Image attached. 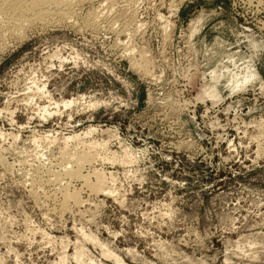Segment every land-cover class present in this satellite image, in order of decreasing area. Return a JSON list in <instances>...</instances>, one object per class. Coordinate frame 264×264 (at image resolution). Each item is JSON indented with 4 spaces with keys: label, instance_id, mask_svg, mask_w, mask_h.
Segmentation results:
<instances>
[{
    "label": "rangeland",
    "instance_id": "obj_1",
    "mask_svg": "<svg viewBox=\"0 0 264 264\" xmlns=\"http://www.w3.org/2000/svg\"><path fill=\"white\" fill-rule=\"evenodd\" d=\"M29 7L0 0V264H264V0Z\"/></svg>",
    "mask_w": 264,
    "mask_h": 264
},
{
    "label": "bare ground",
    "instance_id": "obj_2",
    "mask_svg": "<svg viewBox=\"0 0 264 264\" xmlns=\"http://www.w3.org/2000/svg\"><path fill=\"white\" fill-rule=\"evenodd\" d=\"M48 0H28V5L31 7V9L33 8V10H34V8H37V7H39L42 3H44V2H47ZM52 2L53 3H65V2H67V0H52ZM29 7V8H30ZM34 12V11H33ZM76 101V100H75ZM80 101V100H79ZM69 102H72V100H69ZM76 103V102H75ZM64 104H66V103H64ZM73 137V136H72ZM68 138V137H67ZM71 138V137H70ZM69 138V139H70ZM88 155L89 154H87V152H81V153H73L72 154V156H71V158H73L74 159V161H75V164H76V168L75 169H73V170H71L70 172H69V174L70 175H76V177H77V175H78V173H79V168L81 167V165H82V163L85 161V160H87V158H88ZM96 172V171H95ZM100 173V172H99ZM85 176V175H84ZM83 176V177H84ZM93 185H92V187L95 189V190H105L104 189V184H105V178H104V176L103 175H101V174H95V182L94 183H92ZM68 197H72L73 199H76L77 198V196H76V192H71V194L70 193H68L67 191H65L64 192V198H68ZM80 255H81V252H77L76 253V255H74V257L77 259L78 257H80ZM92 264V263H91Z\"/></svg>",
    "mask_w": 264,
    "mask_h": 264
}]
</instances>
